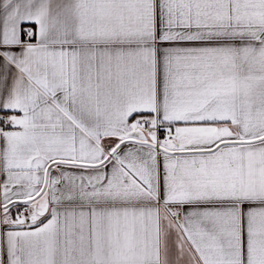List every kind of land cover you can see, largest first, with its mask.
Wrapping results in <instances>:
<instances>
[{"label":"snow or ice","instance_id":"6c2138e0","mask_svg":"<svg viewBox=\"0 0 264 264\" xmlns=\"http://www.w3.org/2000/svg\"><path fill=\"white\" fill-rule=\"evenodd\" d=\"M0 264H264V0H0Z\"/></svg>","mask_w":264,"mask_h":264}]
</instances>
